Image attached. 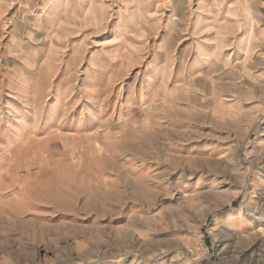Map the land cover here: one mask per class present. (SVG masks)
I'll use <instances>...</instances> for the list:
<instances>
[{
    "label": "rangeland",
    "instance_id": "obj_1",
    "mask_svg": "<svg viewBox=\"0 0 264 264\" xmlns=\"http://www.w3.org/2000/svg\"><path fill=\"white\" fill-rule=\"evenodd\" d=\"M0 264H264V0H0Z\"/></svg>",
    "mask_w": 264,
    "mask_h": 264
}]
</instances>
